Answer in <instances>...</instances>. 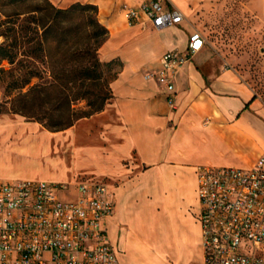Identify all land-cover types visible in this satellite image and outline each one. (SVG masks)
Listing matches in <instances>:
<instances>
[{"label":"crops","instance_id":"crops-1","mask_svg":"<svg viewBox=\"0 0 264 264\" xmlns=\"http://www.w3.org/2000/svg\"><path fill=\"white\" fill-rule=\"evenodd\" d=\"M49 1L58 8L77 2L96 5L98 19L108 30L98 49L100 59L119 57L123 61L111 83L113 98L108 103L117 116V122L106 125L108 137L115 140L108 149L109 164L100 165L99 155L104 151L90 149L100 174L120 178L116 184H108L114 211L107 220L120 264H128L123 260V248L129 245L131 232L122 222L130 206L144 230L143 238L138 239L147 257L156 264H202L195 167H248L264 155V103L240 72L215 57L206 42L174 73V108L167 102L168 90L156 80L144 78L146 72L159 68L164 52L185 51L189 35L196 30L186 21L182 0L168 1L185 19L158 29L126 22L125 7L144 0ZM139 54L151 57L150 66L142 72V65L133 61ZM72 127L64 129L71 136L75 134ZM3 136L0 130V154ZM132 152L136 161L123 166L120 158ZM31 174L11 172L0 164V180L73 182L58 175L39 178Z\"/></svg>","mask_w":264,"mask_h":264},{"label":"built area","instance_id":"built-area-1","mask_svg":"<svg viewBox=\"0 0 264 264\" xmlns=\"http://www.w3.org/2000/svg\"><path fill=\"white\" fill-rule=\"evenodd\" d=\"M128 25L172 26L185 19L168 0L125 7ZM191 32L185 51L162 54L146 72L167 89L175 107L173 77L205 44ZM202 264H264V155L248 167H195ZM111 187L103 181L0 180V264H120L107 220Z\"/></svg>","mask_w":264,"mask_h":264},{"label":"rangeland","instance_id":"rangeland-1","mask_svg":"<svg viewBox=\"0 0 264 264\" xmlns=\"http://www.w3.org/2000/svg\"><path fill=\"white\" fill-rule=\"evenodd\" d=\"M182 3L187 23L204 36L206 47L215 57L223 59L227 66L238 70L242 79L264 103V0H182ZM19 8L23 9L24 6ZM4 18L0 13V23ZM3 26L0 25V30ZM181 27L186 28L184 25ZM3 40L4 37L0 35V43ZM27 46H21L20 50ZM150 59V55L139 54L134 55L133 61L142 65V72L150 66ZM14 60L13 63L8 60L0 62V109L8 106V103H4L14 94V91L5 90L7 82L20 74L27 75L33 67V60L46 59L40 54L35 59L17 55ZM18 60H22L23 66L18 67ZM115 60L111 71L123 66L119 57ZM37 64L43 68L41 63ZM76 106L83 107L84 101H79ZM113 122H117V116L111 104H107L101 112L76 121L72 125V129H75L73 136L66 130L49 131L38 121L20 114L0 112V130L4 132L1 139L5 142L0 164L11 172L26 173L27 176L33 173L41 178L44 174H50L62 176L64 181L98 179L114 185L120 178L100 174L98 163L90 151L91 148L104 151L99 155L100 165L109 164L108 149L115 140L108 137L106 125ZM135 161L134 152L120 158L123 166ZM122 224L131 232L129 245L123 248V260L128 264H156L147 257L143 243L139 241L143 238L144 230L132 206L126 211ZM110 239L114 241L111 236ZM118 247L120 249V242Z\"/></svg>","mask_w":264,"mask_h":264},{"label":"trees","instance_id":"trees-1","mask_svg":"<svg viewBox=\"0 0 264 264\" xmlns=\"http://www.w3.org/2000/svg\"><path fill=\"white\" fill-rule=\"evenodd\" d=\"M97 12L90 3L58 8L49 0H0L5 17L0 23V62L13 63L17 55L35 59L43 54L46 59L33 60L27 75L7 82L5 90L14 94L0 112L20 114L49 131H60L104 109L113 98L111 83L119 69L111 71L115 59L98 56L108 30ZM23 45L28 46L20 50ZM79 101H84L83 107L76 106Z\"/></svg>","mask_w":264,"mask_h":264}]
</instances>
